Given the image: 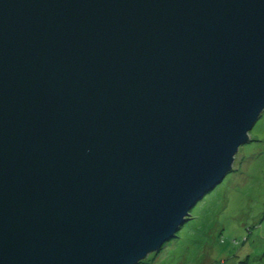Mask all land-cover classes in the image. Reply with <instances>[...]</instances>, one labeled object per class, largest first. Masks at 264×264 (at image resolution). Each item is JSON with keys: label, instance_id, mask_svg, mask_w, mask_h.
<instances>
[{"label": "water", "instance_id": "1", "mask_svg": "<svg viewBox=\"0 0 264 264\" xmlns=\"http://www.w3.org/2000/svg\"><path fill=\"white\" fill-rule=\"evenodd\" d=\"M264 111V0H0V264H138Z\"/></svg>", "mask_w": 264, "mask_h": 264}, {"label": "rangeland", "instance_id": "2", "mask_svg": "<svg viewBox=\"0 0 264 264\" xmlns=\"http://www.w3.org/2000/svg\"><path fill=\"white\" fill-rule=\"evenodd\" d=\"M249 135L232 171L138 264H264V111Z\"/></svg>", "mask_w": 264, "mask_h": 264}, {"label": "trees", "instance_id": "3", "mask_svg": "<svg viewBox=\"0 0 264 264\" xmlns=\"http://www.w3.org/2000/svg\"><path fill=\"white\" fill-rule=\"evenodd\" d=\"M189 219H190V218H189ZM189 219H188V220H189Z\"/></svg>", "mask_w": 264, "mask_h": 264}]
</instances>
